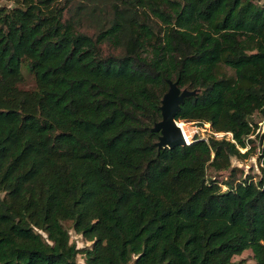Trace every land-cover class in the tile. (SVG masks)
<instances>
[{
	"label": "trees",
	"instance_id": "trees-1",
	"mask_svg": "<svg viewBox=\"0 0 264 264\" xmlns=\"http://www.w3.org/2000/svg\"><path fill=\"white\" fill-rule=\"evenodd\" d=\"M8 1L0 264H264V0ZM169 78L201 89L176 119L233 140L159 149ZM258 138L257 179L232 159Z\"/></svg>",
	"mask_w": 264,
	"mask_h": 264
},
{
	"label": "water",
	"instance_id": "water-1",
	"mask_svg": "<svg viewBox=\"0 0 264 264\" xmlns=\"http://www.w3.org/2000/svg\"><path fill=\"white\" fill-rule=\"evenodd\" d=\"M167 84L168 90L163 95L160 105L162 118L152 127L153 132L160 133L156 142L159 149L186 145L183 129L176 122V115L187 98L194 97L201 91L198 88H182L177 80L170 78L167 79Z\"/></svg>",
	"mask_w": 264,
	"mask_h": 264
},
{
	"label": "rangeland",
	"instance_id": "rangeland-1",
	"mask_svg": "<svg viewBox=\"0 0 264 264\" xmlns=\"http://www.w3.org/2000/svg\"><path fill=\"white\" fill-rule=\"evenodd\" d=\"M1 4L4 5H12V1H8V0H0ZM103 50L105 52H113L115 51L112 47L104 45L103 46ZM119 52L118 50H116V53ZM228 73L230 74H234L233 70L230 68H227ZM23 74H24V81L21 84V87L25 88V89H33L36 87V79L34 74H32L27 66H23ZM257 121H258V125L259 128L257 129V132H259V134H263L264 133V119H260L259 115H256L254 117ZM186 128L189 131H192L193 126H186ZM207 134V132L205 133ZM201 134H198L197 136H200ZM230 137H232V135H230ZM254 137V136H252ZM256 149L254 154L249 157L248 159L245 160H238L236 158L232 159L233 165L234 166H238L239 168H241L243 170V175H246L247 173H252L256 176V178H259V175L261 174V164L259 163V153L260 150L262 148V142L261 140L258 138L256 141ZM244 149L246 151L247 148H241ZM242 151V150H241ZM243 152V151H242ZM213 171H210V174H213ZM228 171H224V172H220L218 173V176L220 178H226V176L228 175ZM242 175V173L238 174V177H240ZM65 225L70 228V233H71V239L72 241L76 242L77 246L82 248L85 246H88L91 244V242L87 241L86 239H84V237L81 234H78L75 232L74 229H72V223L71 222H65ZM236 260H241L243 259L247 264H256L255 260L253 259V255L252 252L250 250L245 251L243 254L236 256L235 257ZM78 263L79 264H85V260L84 257L79 254L78 255Z\"/></svg>",
	"mask_w": 264,
	"mask_h": 264
},
{
	"label": "built area",
	"instance_id": "built-area-1",
	"mask_svg": "<svg viewBox=\"0 0 264 264\" xmlns=\"http://www.w3.org/2000/svg\"><path fill=\"white\" fill-rule=\"evenodd\" d=\"M177 124L181 126L184 133L185 143L191 144L192 141H194L195 137H198L200 139H204L208 141L210 137H214L216 139H232L233 134L231 132H224V131H215L210 123H199L196 121H186L182 119L176 120ZM186 126H193L192 131H189L187 128L184 130V127ZM207 132V134H205ZM198 134H201L200 136H197ZM232 135V137H230ZM243 152L244 149H241Z\"/></svg>",
	"mask_w": 264,
	"mask_h": 264
},
{
	"label": "bare ground",
	"instance_id": "bare-ground-1",
	"mask_svg": "<svg viewBox=\"0 0 264 264\" xmlns=\"http://www.w3.org/2000/svg\"><path fill=\"white\" fill-rule=\"evenodd\" d=\"M184 127V126H183ZM186 129V127H184V130Z\"/></svg>",
	"mask_w": 264,
	"mask_h": 264
}]
</instances>
